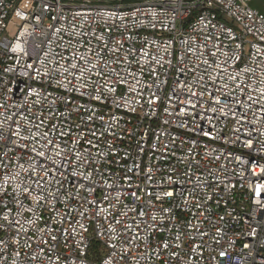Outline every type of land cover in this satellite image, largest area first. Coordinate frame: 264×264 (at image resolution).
Masks as SVG:
<instances>
[{
	"label": "built area",
	"instance_id": "2783aa9c",
	"mask_svg": "<svg viewBox=\"0 0 264 264\" xmlns=\"http://www.w3.org/2000/svg\"><path fill=\"white\" fill-rule=\"evenodd\" d=\"M251 2L0 0V264H264Z\"/></svg>",
	"mask_w": 264,
	"mask_h": 264
},
{
	"label": "rangeland",
	"instance_id": "374dc122",
	"mask_svg": "<svg viewBox=\"0 0 264 264\" xmlns=\"http://www.w3.org/2000/svg\"><path fill=\"white\" fill-rule=\"evenodd\" d=\"M251 5L259 8L264 13V0H252Z\"/></svg>",
	"mask_w": 264,
	"mask_h": 264
}]
</instances>
